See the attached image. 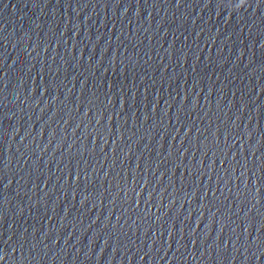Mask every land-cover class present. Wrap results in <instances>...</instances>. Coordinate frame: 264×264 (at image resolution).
<instances>
[{
  "label": "clouds",
  "instance_id": "1",
  "mask_svg": "<svg viewBox=\"0 0 264 264\" xmlns=\"http://www.w3.org/2000/svg\"><path fill=\"white\" fill-rule=\"evenodd\" d=\"M244 3V0H241V4H243Z\"/></svg>",
  "mask_w": 264,
  "mask_h": 264
}]
</instances>
